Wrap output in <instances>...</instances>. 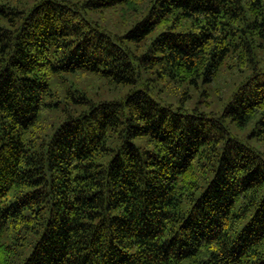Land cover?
Masks as SVG:
<instances>
[{
	"label": "trees",
	"instance_id": "1",
	"mask_svg": "<svg viewBox=\"0 0 264 264\" xmlns=\"http://www.w3.org/2000/svg\"><path fill=\"white\" fill-rule=\"evenodd\" d=\"M0 264H264V0H0Z\"/></svg>",
	"mask_w": 264,
	"mask_h": 264
}]
</instances>
